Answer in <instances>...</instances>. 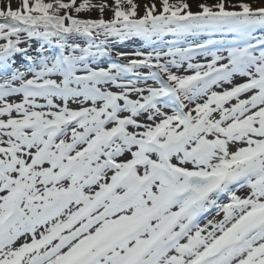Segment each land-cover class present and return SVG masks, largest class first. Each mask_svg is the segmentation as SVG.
<instances>
[{
    "label": "snow or ice",
    "instance_id": "obj_1",
    "mask_svg": "<svg viewBox=\"0 0 264 264\" xmlns=\"http://www.w3.org/2000/svg\"><path fill=\"white\" fill-rule=\"evenodd\" d=\"M193 3L0 0V264H264V0Z\"/></svg>",
    "mask_w": 264,
    "mask_h": 264
},
{
    "label": "rangeland",
    "instance_id": "obj_2",
    "mask_svg": "<svg viewBox=\"0 0 264 264\" xmlns=\"http://www.w3.org/2000/svg\"><path fill=\"white\" fill-rule=\"evenodd\" d=\"M190 3H193V0H189ZM203 2H207V3H213L215 2V0H203ZM229 2H233V0H229ZM193 10H195V3H193ZM93 16H95V13L92 14ZM213 36V39H220L221 37L219 35ZM169 39H172L171 37H169ZM141 48V45L139 43H129V42H121V50L123 51H132V50H139Z\"/></svg>",
    "mask_w": 264,
    "mask_h": 264
},
{
    "label": "bare ground",
    "instance_id": "obj_3",
    "mask_svg": "<svg viewBox=\"0 0 264 264\" xmlns=\"http://www.w3.org/2000/svg\"><path fill=\"white\" fill-rule=\"evenodd\" d=\"M216 37H218V36H216ZM214 214V213H213ZM210 218V217H209Z\"/></svg>",
    "mask_w": 264,
    "mask_h": 264
}]
</instances>
